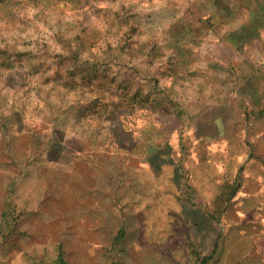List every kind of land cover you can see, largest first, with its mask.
I'll return each instance as SVG.
<instances>
[{
    "label": "rangeland",
    "instance_id": "rangeland-1",
    "mask_svg": "<svg viewBox=\"0 0 264 264\" xmlns=\"http://www.w3.org/2000/svg\"><path fill=\"white\" fill-rule=\"evenodd\" d=\"M0 264H264V0H0Z\"/></svg>",
    "mask_w": 264,
    "mask_h": 264
},
{
    "label": "crops",
    "instance_id": "crops-1",
    "mask_svg": "<svg viewBox=\"0 0 264 264\" xmlns=\"http://www.w3.org/2000/svg\"><path fill=\"white\" fill-rule=\"evenodd\" d=\"M243 25L248 26V25H246V24H243ZM245 26H244V27H245ZM245 28H247V27H245Z\"/></svg>",
    "mask_w": 264,
    "mask_h": 264
}]
</instances>
